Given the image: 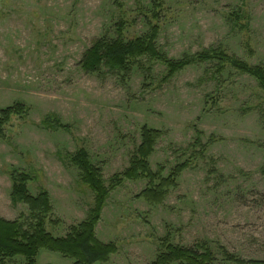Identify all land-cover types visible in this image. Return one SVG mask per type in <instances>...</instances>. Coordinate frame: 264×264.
Instances as JSON below:
<instances>
[{
    "label": "rangeland",
    "instance_id": "374dc122",
    "mask_svg": "<svg viewBox=\"0 0 264 264\" xmlns=\"http://www.w3.org/2000/svg\"><path fill=\"white\" fill-rule=\"evenodd\" d=\"M143 15L159 25L156 42L171 59L220 47L264 66V0H0V109L28 108L0 138V218L16 221L27 213L11 197V173L25 172L33 177L31 195H50L48 231L67 237L95 198L65 155L85 149L108 185L130 166L147 127L163 132L152 171L164 167L167 177L189 159L193 166L160 205L137 198L148 180L125 182L111 194L96 229L101 243L119 247L107 264H154L166 238L200 252L209 248L215 264H231L224 251L263 262L264 93L256 81L230 66L214 75L217 61L171 80L163 66L143 59L126 78L81 66L93 43L116 38L121 19L128 22L127 39L146 35ZM49 117L65 127L47 125ZM38 262L73 264L46 250Z\"/></svg>",
    "mask_w": 264,
    "mask_h": 264
},
{
    "label": "trees",
    "instance_id": "16d2710c",
    "mask_svg": "<svg viewBox=\"0 0 264 264\" xmlns=\"http://www.w3.org/2000/svg\"><path fill=\"white\" fill-rule=\"evenodd\" d=\"M156 9L158 10L157 16L155 15L154 18L159 17L160 19L157 4L153 11ZM143 16L149 28L146 35L132 40L127 39L125 31L128 22L121 19L116 25L115 39L101 38L86 52L81 62L83 69L91 74L108 69L126 78L136 66L140 65V59H143L163 66L166 80H171L193 65L217 61L214 75H221L226 67L230 66L237 72L253 78L264 93V66H252L228 54L220 47L180 59H171L161 48L159 49L156 42L160 31L159 25L149 22L147 15ZM236 19L240 20L241 16L238 15ZM223 52L227 55H221L224 54ZM140 69L149 73V69L145 67L139 66ZM26 114H28V108L23 103L15 104L4 110L0 109V138L5 137L4 127L11 122L12 118H24ZM45 123L56 127V130L65 127L55 117L47 118ZM162 137V131L144 127L141 134V145L133 155L130 166L124 172L114 175L108 185L104 180L102 169L93 164L85 149L80 148L74 154L65 155V161L79 171L81 182L94 193L95 198L94 206L87 219L79 226L73 227L72 232L65 238L55 237L48 231L47 225L52 223L50 217L53 213L48 191L41 190L39 195H31L29 184L33 177L25 172H12V201L15 205L23 204L28 209L27 213H22L16 221L0 218V264L17 258H23L24 264H39L38 257L43 250L58 253L65 259L72 260L73 264L109 263L111 257L118 253L119 247L116 244L101 243L97 238L96 229L102 220V212L111 194L125 182L148 180V187L137 198L144 199L149 204L160 205L169 191L178 187V180L183 173L193 166L194 161L189 159L174 167L167 177L164 176V167H159L157 172L152 171L150 158L155 153L157 142ZM202 249L203 252H200V250L175 246L166 238L161 240L159 255L154 264H215L217 260L212 251L209 248L202 247ZM223 257L231 264H264V261L241 260L225 251Z\"/></svg>",
    "mask_w": 264,
    "mask_h": 264
}]
</instances>
